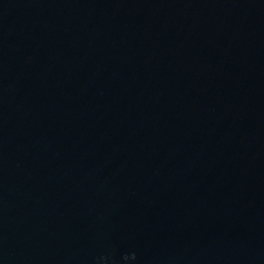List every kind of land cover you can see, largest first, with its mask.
Here are the masks:
<instances>
[{
	"label": "water",
	"instance_id": "1",
	"mask_svg": "<svg viewBox=\"0 0 264 264\" xmlns=\"http://www.w3.org/2000/svg\"><path fill=\"white\" fill-rule=\"evenodd\" d=\"M0 264H264V0H0Z\"/></svg>",
	"mask_w": 264,
	"mask_h": 264
}]
</instances>
